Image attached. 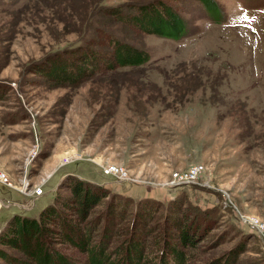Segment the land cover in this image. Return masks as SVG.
Listing matches in <instances>:
<instances>
[{"label": "rangeland", "instance_id": "obj_1", "mask_svg": "<svg viewBox=\"0 0 264 264\" xmlns=\"http://www.w3.org/2000/svg\"><path fill=\"white\" fill-rule=\"evenodd\" d=\"M142 1L0 0V168L17 185L45 190L31 199L0 185V231L13 214L38 215L70 192L72 175L98 183L107 177L101 165L116 162L134 180L109 177L121 183L109 188L134 209L149 199L154 223L169 212L201 222L188 264L221 256L264 264V231L243 217L264 221V0H218L221 21L200 0H166L191 27L181 39L104 11ZM111 35L147 49L149 59L102 63L73 85L52 77L66 64L74 70L85 46L110 49ZM195 163L205 165L195 182L167 183ZM0 246L9 260L22 255ZM52 246L81 255L65 242Z\"/></svg>", "mask_w": 264, "mask_h": 264}, {"label": "trees", "instance_id": "obj_2", "mask_svg": "<svg viewBox=\"0 0 264 264\" xmlns=\"http://www.w3.org/2000/svg\"><path fill=\"white\" fill-rule=\"evenodd\" d=\"M200 1L216 21L226 17L218 0ZM104 11L140 31L164 37L181 39L191 31L182 13L166 0L135 2L126 11L115 5ZM96 31L106 34L100 26ZM108 43L111 47L105 51L93 44L85 46L78 61H71L72 65L77 63L74 70L69 71L66 64L64 69H54L52 77L59 83L73 85L94 73L102 63L113 68L139 65L149 59L147 49L115 35ZM66 185L71 191L59 192L38 215L15 213L9 218L0 231V245L17 248L22 255L10 256L9 260L0 246V256L10 264H188L192 259L190 249L197 247L199 241L198 219L169 212L162 222L154 223L149 199L138 202L134 209L131 200L113 193L104 183L72 175ZM102 201L103 207L97 211ZM55 240L72 246L81 255L76 257L53 247ZM159 245L160 250L152 254L153 247ZM223 258L216 257L210 264H225Z\"/></svg>", "mask_w": 264, "mask_h": 264}, {"label": "built area", "instance_id": "obj_3", "mask_svg": "<svg viewBox=\"0 0 264 264\" xmlns=\"http://www.w3.org/2000/svg\"><path fill=\"white\" fill-rule=\"evenodd\" d=\"M101 170L105 175L114 177L116 181L119 182H128L134 180L129 168L120 163H105L101 165ZM204 171V164L195 163L184 170H176L173 174V177L167 183L174 185L182 183H192L195 182ZM0 185H3L10 190L21 192L22 195L28 196L31 199H35L36 197L45 193L44 187L42 185H36L33 188H29L26 182L17 185V183L12 180L8 172L2 168H0ZM243 217L244 220L254 225L260 231H264V221H262L259 217L255 215H245Z\"/></svg>", "mask_w": 264, "mask_h": 264}, {"label": "crops", "instance_id": "obj_4", "mask_svg": "<svg viewBox=\"0 0 264 264\" xmlns=\"http://www.w3.org/2000/svg\"><path fill=\"white\" fill-rule=\"evenodd\" d=\"M58 162H59V160H58ZM57 162V163H58ZM56 165V164H55ZM54 165V166H55ZM59 165H60V162H59ZM101 183H104V184H106L108 187H110V186H115V185H120L121 183H119V182H113L111 179H109V176H107V177H105L104 179H101Z\"/></svg>", "mask_w": 264, "mask_h": 264}]
</instances>
